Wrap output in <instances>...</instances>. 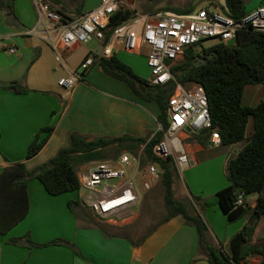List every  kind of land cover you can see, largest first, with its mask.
Returning <instances> with one entry per match:
<instances>
[{
    "label": "crops",
    "instance_id": "1",
    "mask_svg": "<svg viewBox=\"0 0 264 264\" xmlns=\"http://www.w3.org/2000/svg\"><path fill=\"white\" fill-rule=\"evenodd\" d=\"M263 2L253 0L246 10ZM97 4L98 0L89 1L83 13ZM124 4L135 11V5H141L139 13L169 7L155 0H124ZM12 6L14 15L0 8V173L5 166L20 161L28 169L48 161L69 144L72 132L93 137H151L160 129L156 105L140 99L125 82L103 72L96 62L71 89L60 86L59 79L78 69L89 53L98 54L102 44L97 41L98 48L75 45L65 52L61 64L44 35L35 30L38 17L34 0H12ZM11 47L16 48L14 53H10ZM114 54L132 68L140 62L141 55L134 57L121 50ZM13 81L21 82L27 92L3 87ZM49 126L53 130L46 143L27 159L35 135ZM180 137L189 165L198 167L206 160L202 164L208 189L200 185L186 188L187 194L196 198L197 210L205 222V239L228 253L225 247L229 248L230 237L241 229L246 217L229 222L217 201L206 203L208 197H215L229 185L226 162L237 149L201 144L186 133ZM28 194L27 216L9 232L0 234V264H211L199 251L195 226L180 216L158 223L137 240L127 232L119 233L116 225H108L115 230L111 232L101 224L98 227L77 218L69 208V193L50 195L37 179L29 181ZM79 200L82 205L80 195ZM52 241L57 242L50 244Z\"/></svg>",
    "mask_w": 264,
    "mask_h": 264
},
{
    "label": "trees",
    "instance_id": "2",
    "mask_svg": "<svg viewBox=\"0 0 264 264\" xmlns=\"http://www.w3.org/2000/svg\"><path fill=\"white\" fill-rule=\"evenodd\" d=\"M81 2L82 0H69L68 6L62 0H49L51 9L64 22L83 14L79 7ZM0 8L14 15L12 0H0ZM166 8L174 11L193 9ZM223 8L234 20H240L248 13L245 0H224ZM134 13V9L121 5L111 17L106 40L116 25ZM89 54L103 72L125 82L143 101L156 105L157 120L162 129H158L151 137L128 134L93 137L72 132L67 146L60 148L52 158L35 168L28 169L23 161L5 166L0 173V234L9 232L29 213L30 180L37 179L46 192L53 196L71 192L77 194L80 188L77 177L79 167L101 160H117L123 150L136 154L143 147L141 164L152 162L160 169L167 211L161 222L180 216L185 223L195 226L199 251L206 255L211 264H240L248 255L255 256L259 264H264V236L258 241L254 240L256 228L264 218V98L254 105L242 103L246 85L264 84V32L248 27L237 33L232 44L216 42L207 47L202 46L201 49L195 46L186 50L184 59L170 67L174 80L165 85L152 84L150 80L139 76L116 54L108 57ZM176 83L184 87L200 83L207 95L211 126L193 133V140L208 144L213 132H217L220 136L218 146H235L237 149L236 154L230 155L226 162L229 185L215 195L220 210L229 222L246 217L241 229L230 237L228 253L214 248L206 241V225L197 210L196 198H191L190 201L175 197L178 174L174 160L159 159L152 153L153 146L168 129L166 108ZM3 87L16 93L27 92V88L18 81ZM52 130L50 126L44 127L35 135L28 147L27 159L40 151ZM42 132H45L44 136H41ZM240 192L245 194L243 204L235 205ZM68 204L77 218L100 226L85 211L78 196ZM151 231L152 229L149 233ZM56 242L52 241L50 244Z\"/></svg>",
    "mask_w": 264,
    "mask_h": 264
},
{
    "label": "built area",
    "instance_id": "3",
    "mask_svg": "<svg viewBox=\"0 0 264 264\" xmlns=\"http://www.w3.org/2000/svg\"><path fill=\"white\" fill-rule=\"evenodd\" d=\"M34 4L38 17L35 30L50 43L59 63H63L65 52L73 46L96 40L102 44L98 56L108 57L117 50L143 55L151 72L150 82L157 85L174 80L170 67L184 59L186 50L203 40L216 38L217 42L232 44L242 29L250 27L264 32V2L240 20L226 14L224 5L213 2L188 11H135L113 28L108 40L106 33L111 17L124 0H98L95 8L68 22L51 9L49 0H34ZM9 51L14 53L16 48L11 47ZM94 63L93 56L87 55L78 69L60 78L58 84L66 90L71 89L81 78V73ZM166 113L168 129L153 146L152 153L159 159L172 158L177 168L187 166L190 159L183 150L180 134L192 135L211 126L204 87L200 83H192L189 87L176 83ZM210 143L219 145L217 132H213ZM142 155L143 147L136 154L123 150L117 160H101L79 167L77 177L82 205L109 222H117L123 211L132 212L141 190L149 189L161 178L155 163L141 164ZM244 197V192H240L235 205H242ZM240 264H259V260L248 255Z\"/></svg>",
    "mask_w": 264,
    "mask_h": 264
},
{
    "label": "rangeland",
    "instance_id": "4",
    "mask_svg": "<svg viewBox=\"0 0 264 264\" xmlns=\"http://www.w3.org/2000/svg\"><path fill=\"white\" fill-rule=\"evenodd\" d=\"M65 4L69 6V0H62ZM92 0H82L79 7L81 9L84 8V5ZM213 1V3H218L220 5H224V0H155V2L160 3L161 6H169L173 8L184 9L187 7H197L201 6L204 3H209ZM253 0H245L246 8L248 9ZM135 7L137 11H141L142 6L136 4ZM136 10V9H135ZM250 12L249 10H247ZM217 42L216 38H208L203 40L201 44L197 45L198 49L201 47H207L211 44ZM90 47L98 48L99 43L96 40L89 42ZM119 51V50H118ZM135 55V54H134ZM131 54V56H134ZM139 57V56H134ZM140 62L135 63L134 71L141 77L150 80L151 72L147 66L146 58L141 55ZM264 98V84H255V85H246L243 93L242 103L245 105H254L258 101ZM249 128H251V123L249 124ZM219 152V150H216ZM203 157V154L199 156V159ZM206 160H202L200 165L196 167V165H187L180 166L177 168L178 180L175 185V197L178 199L184 200H192L190 195L187 194V189H192L193 186H201L202 188L208 189V177L205 174V166L203 165ZM203 163V164H202ZM201 170V175H200ZM199 174V175H198ZM198 183V184H197ZM196 184V185H195ZM187 188V189H186ZM183 189L185 192H183ZM81 191L76 193H69L71 199L79 197ZM216 202V198L213 196L208 197L207 203L212 204ZM96 222L100 223L102 227H105L108 231H115L108 225H116L119 233L127 232L135 239L139 240L142 238L148 230H151L158 223H160L165 216L167 215L164 197H163V189L161 182L155 181L152 183L151 187L147 190H141V194L138 200L137 205L132 209V212L123 211L119 214L117 218V224H110L107 219H104L100 216L93 214L89 209L85 208ZM90 225V224H87ZM264 236V218L261 219L260 223L256 228V232L254 235V240L258 241L260 238ZM228 248L225 247V250Z\"/></svg>",
    "mask_w": 264,
    "mask_h": 264
},
{
    "label": "water",
    "instance_id": "5",
    "mask_svg": "<svg viewBox=\"0 0 264 264\" xmlns=\"http://www.w3.org/2000/svg\"><path fill=\"white\" fill-rule=\"evenodd\" d=\"M203 62H204V60H203Z\"/></svg>",
    "mask_w": 264,
    "mask_h": 264
}]
</instances>
